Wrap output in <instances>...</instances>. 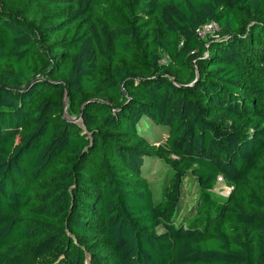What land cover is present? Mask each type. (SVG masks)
<instances>
[{"label": "trees", "instance_id": "1", "mask_svg": "<svg viewBox=\"0 0 264 264\" xmlns=\"http://www.w3.org/2000/svg\"><path fill=\"white\" fill-rule=\"evenodd\" d=\"M58 250L264 264V0H0V264Z\"/></svg>", "mask_w": 264, "mask_h": 264}, {"label": "rangeland", "instance_id": "2", "mask_svg": "<svg viewBox=\"0 0 264 264\" xmlns=\"http://www.w3.org/2000/svg\"><path fill=\"white\" fill-rule=\"evenodd\" d=\"M215 26L211 25V24H207L205 26H203L202 28H200L199 30V34L202 38H205L206 36H210L212 35V33L215 31ZM64 116L67 117L68 119L74 120V118H71L68 116V114L65 112ZM163 133V134H162ZM160 135L162 137H164V132H162ZM221 190V194L222 195H227L229 192V189L225 187V185L221 182L218 183L217 188L215 189V192H218ZM155 193V198H158V192H154ZM194 200L191 199L189 202H193ZM190 206V204H189ZM62 253L61 250L56 251L54 254L47 256L46 258L43 259V261L40 262V264H60L61 260H62Z\"/></svg>", "mask_w": 264, "mask_h": 264}, {"label": "built area", "instance_id": "3", "mask_svg": "<svg viewBox=\"0 0 264 264\" xmlns=\"http://www.w3.org/2000/svg\"><path fill=\"white\" fill-rule=\"evenodd\" d=\"M222 182V179L219 177L218 178V183H221Z\"/></svg>", "mask_w": 264, "mask_h": 264}, {"label": "water", "instance_id": "4", "mask_svg": "<svg viewBox=\"0 0 264 264\" xmlns=\"http://www.w3.org/2000/svg\"><path fill=\"white\" fill-rule=\"evenodd\" d=\"M65 108V107H64ZM79 119H75V120H73V121H78Z\"/></svg>", "mask_w": 264, "mask_h": 264}]
</instances>
